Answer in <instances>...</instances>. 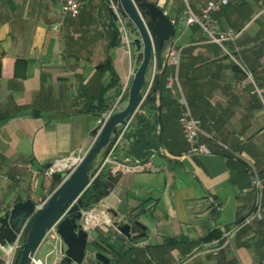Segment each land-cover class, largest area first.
<instances>
[{
    "label": "crops",
    "instance_id": "0c3cea01",
    "mask_svg": "<svg viewBox=\"0 0 264 264\" xmlns=\"http://www.w3.org/2000/svg\"><path fill=\"white\" fill-rule=\"evenodd\" d=\"M146 1L176 27L163 53L172 43L180 50L178 83L209 152L189 153L177 97L166 86L155 90V101L147 104L155 111L158 149L148 165L123 170L120 165H134L124 158L123 139L114 161L103 167L107 192L86 218L83 264H104L91 256L97 251L108 264H264V191L261 218L242 224L256 208L251 172L264 181V105L243 71L264 89V0H230L211 13L216 35L236 33L222 46L185 23L187 4L200 12L209 0ZM61 2L0 0V215L28 198L42 203L54 183L47 166L87 152L141 60L137 39L134 55L120 34L115 44L117 22L108 0H81L78 14L54 30ZM109 67L117 75L114 86ZM174 71L168 68L166 77ZM105 153L95 156L92 171ZM115 214L138 220L145 236L114 233ZM233 228L225 243L223 233ZM54 246L52 253L53 245L37 248V256L58 264L60 244ZM8 249H0V259Z\"/></svg>",
    "mask_w": 264,
    "mask_h": 264
},
{
    "label": "water",
    "instance_id": "95a60500",
    "mask_svg": "<svg viewBox=\"0 0 264 264\" xmlns=\"http://www.w3.org/2000/svg\"><path fill=\"white\" fill-rule=\"evenodd\" d=\"M118 4L124 15L134 25L142 44L141 60L130 80L126 105L121 110L112 112L101 119L95 131L97 137L83 154L81 161L68 175L66 172L53 175V189L40 205L28 198L14 203L0 215V247L9 248L16 241L19 233L23 232L21 245L13 264H28L29 257L39 247L45 231L71 204L66 216L57 224L62 252L58 264H83L87 258L89 234L84 225L86 213L93 206L85 199L91 194L99 197V200L103 195L102 191L94 192L96 181L90 182L93 175V160L116 139L118 127L125 124V118L134 111L140 101L141 89L145 83V74L153 48L158 68L161 69L164 48L176 33V27L168 15L152 2L118 0ZM155 90L153 89L148 97L150 101H155V96H152ZM143 110L151 116V123H154L155 111L146 102L143 104ZM58 174L61 176L59 179ZM105 189L107 185H102V190ZM114 217V221L111 222L114 233H121L131 239L145 236V227L138 220L127 216L119 217L117 214ZM91 256L100 263L108 264L109 262V259L99 251L92 253Z\"/></svg>",
    "mask_w": 264,
    "mask_h": 264
},
{
    "label": "built area",
    "instance_id": "2783aa9c",
    "mask_svg": "<svg viewBox=\"0 0 264 264\" xmlns=\"http://www.w3.org/2000/svg\"><path fill=\"white\" fill-rule=\"evenodd\" d=\"M186 1V0H185ZM230 0H209L207 1L204 6L200 9V12H195L187 3L186 8V25H197L200 29L206 33L209 39L219 45L222 46L223 41L228 40L236 35V33L230 29H226L224 31L219 32L217 35L209 26V18L212 12L220 9L222 6L227 5ZM110 3V7L112 9L114 18L117 22V29L120 34L121 40L125 43V45L129 46V39L127 34V27L124 20V14L118 4V2H114L112 0H108ZM81 0H62L61 5L58 9V17L59 21L53 26L54 30H57L58 27L63 23L65 17L72 16L75 17L80 9ZM175 37V36H174ZM173 37V38H174ZM163 60L162 64L165 65L167 68H173L175 71L170 73L166 77L165 86L169 91L177 97L178 102L181 107V115L179 118L181 130L185 141L189 145V153H208V148L199 142V136L203 133L200 127V121L194 118L190 112V109L187 105L186 99L181 91V88L178 83L177 78V68L180 63V50L173 45H169L165 52L163 53ZM244 74L246 76V80H249L252 84V91L256 93L262 105H264V89L259 88L254 81L252 80L251 74L246 69H243ZM159 68L156 61L155 51L154 48L152 50V55L150 57L148 67L145 74V83L141 89V98L138 102L137 106L135 107L134 111L125 118V124L120 125L117 132L116 139L110 143L106 148V153L104 159L100 166H98L95 170H93V175L90 178V182H92L97 175L102 171L103 167L113 162V155L118 143L122 140L124 133L135 120L137 114L143 110V104L147 101L148 97L151 95L152 88L156 82L158 77ZM245 83V82H244ZM129 86H126L122 89L119 96L116 98L115 102L113 103L112 108L106 113L103 117H107L110 113L115 112L116 107L118 104L128 95ZM97 137V133L95 138ZM83 156V155H82ZM82 156H70L67 158H63L60 160H56L51 162L47 168L45 169V174L47 176H53L59 172H66L68 175L73 168L81 161ZM145 165L149 164L148 162L144 163ZM144 164L135 163L134 165H120L121 169L127 170L133 167H141ZM89 182V183H90ZM251 184L253 190L255 192L256 198V208L255 210L244 218L242 224L249 223L252 219L261 218L258 212V205L260 203V198L262 195V191H264V181H262L261 177L258 175L257 172L254 170L251 172ZM72 205V204H71ZM71 205L59 216V218L45 231L41 243L45 242L46 244L53 245V248L50 250L49 253H52L56 250L54 246L56 243L60 244V236L57 233V224L58 222L66 216L69 208ZM91 212L88 211L86 214L87 216ZM87 224V223H86ZM84 225L86 229H88L87 225ZM235 233V228L225 231L223 233V237L225 243L229 242L232 236ZM23 238V232L21 231L18 235V238L14 242L12 246L9 247L7 254L1 258V262L3 264H13L17 251L21 245V241ZM40 243V244H41ZM0 249H4L0 247ZM7 249V248H6ZM59 253L62 255L61 249H59ZM28 264H47L44 258L37 256L36 251L29 257Z\"/></svg>",
    "mask_w": 264,
    "mask_h": 264
},
{
    "label": "trees",
    "instance_id": "16d2710c",
    "mask_svg": "<svg viewBox=\"0 0 264 264\" xmlns=\"http://www.w3.org/2000/svg\"><path fill=\"white\" fill-rule=\"evenodd\" d=\"M118 34L119 33L117 29H114L113 37L115 39V44H118L120 40ZM107 65L109 66V63ZM109 70L112 75V81L110 83V86H114L115 83L117 82V75L111 67H109ZM167 73H168V68L165 65H163V67L159 69L158 77L156 79V81L158 80V83L156 84L155 82L152 90L156 89L159 92H161L164 89H166L165 82H166ZM148 101L149 99H147L146 103H148ZM156 109H158V107ZM156 125H157V120L154 118V123H151V118L149 117V115H147L145 111L142 110L137 114L135 120L126 130L122 138V140L124 139L127 141V145H128L124 149V158L129 159L130 163L144 164L149 160L153 152L158 149L159 133L157 132ZM118 145L115 151L117 150ZM103 170L104 169H102V171L94 179L96 181V186H95L96 190H94V192H97V190L102 191L104 195L107 192V189L102 190V185H103L102 180L104 175ZM57 176H59L58 179L61 178L59 174ZM98 198L99 197L96 196L94 197L90 194L86 197L85 200L89 204H93L98 200Z\"/></svg>",
    "mask_w": 264,
    "mask_h": 264
},
{
    "label": "rangeland",
    "instance_id": "374dc122",
    "mask_svg": "<svg viewBox=\"0 0 264 264\" xmlns=\"http://www.w3.org/2000/svg\"><path fill=\"white\" fill-rule=\"evenodd\" d=\"M112 1H114V2H118V0H112ZM123 13V12H122ZM124 14V13H123ZM126 17V16H125ZM126 19V21H129V19L126 17L125 18ZM129 24H126V27H127V25H128V27H132V25L133 24H131V22L129 21L128 22ZM127 27V34H128V39H129V47H130V49H131V51H132V54L134 55L135 54V52H136V42H135V40L137 39L138 41H140L139 40V35L137 34V31H135V27H134V25H133V29H130V28H128ZM141 44V43H140ZM45 242H42L41 244H40V246L38 247V250L39 251H41V249H43V247H45ZM38 250H37V252H38ZM40 252H38V254H39Z\"/></svg>",
    "mask_w": 264,
    "mask_h": 264
},
{
    "label": "flooded vegetation",
    "instance_id": "af4514ba",
    "mask_svg": "<svg viewBox=\"0 0 264 264\" xmlns=\"http://www.w3.org/2000/svg\"><path fill=\"white\" fill-rule=\"evenodd\" d=\"M0 264H3L2 262H0Z\"/></svg>",
    "mask_w": 264,
    "mask_h": 264
}]
</instances>
